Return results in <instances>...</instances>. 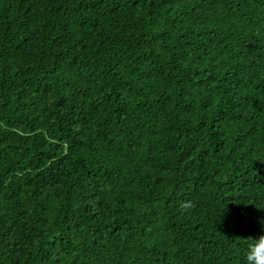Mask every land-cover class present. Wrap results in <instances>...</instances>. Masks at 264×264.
I'll return each instance as SVG.
<instances>
[{
    "label": "trees",
    "instance_id": "1",
    "mask_svg": "<svg viewBox=\"0 0 264 264\" xmlns=\"http://www.w3.org/2000/svg\"><path fill=\"white\" fill-rule=\"evenodd\" d=\"M264 219V0H0V264H244Z\"/></svg>",
    "mask_w": 264,
    "mask_h": 264
},
{
    "label": "clouds",
    "instance_id": "2",
    "mask_svg": "<svg viewBox=\"0 0 264 264\" xmlns=\"http://www.w3.org/2000/svg\"><path fill=\"white\" fill-rule=\"evenodd\" d=\"M261 231L245 242L244 264H264V219L259 221Z\"/></svg>",
    "mask_w": 264,
    "mask_h": 264
}]
</instances>
